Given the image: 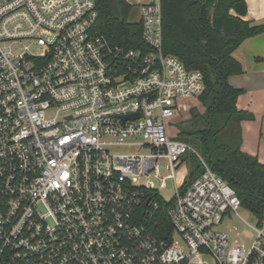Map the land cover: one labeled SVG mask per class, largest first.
Here are the masks:
<instances>
[{"label": "built area", "instance_id": "2783aa9c", "mask_svg": "<svg viewBox=\"0 0 264 264\" xmlns=\"http://www.w3.org/2000/svg\"><path fill=\"white\" fill-rule=\"evenodd\" d=\"M125 1L139 48L96 28L95 0H0V264H264V218L249 246L221 230L240 200L178 138L201 71L164 52L161 0ZM189 152L203 170L176 184L157 237L137 214L158 188L139 177L164 187Z\"/></svg>", "mask_w": 264, "mask_h": 264}, {"label": "trees", "instance_id": "16d2710c", "mask_svg": "<svg viewBox=\"0 0 264 264\" xmlns=\"http://www.w3.org/2000/svg\"><path fill=\"white\" fill-rule=\"evenodd\" d=\"M95 3L96 28L123 48L141 47L140 23L129 19L132 11L129 3L125 0H95ZM246 12L245 0H161L162 46L165 53L176 56L188 69L200 70L204 77V89L198 98L203 111L192 109L190 117L178 123V135L197 151L211 171L233 188L241 209L261 220L264 163L241 149L240 123L252 115L236 108V99L242 92L228 83L229 75L242 70L233 52L245 38L264 31V23L251 25L241 18ZM184 158L189 166L180 191L203 170L200 159L193 153H186ZM148 197L157 201V207L150 210L142 204L137 217L151 233L164 237L171 230L166 216L170 201L154 191L148 192Z\"/></svg>", "mask_w": 264, "mask_h": 264}, {"label": "crops", "instance_id": "0c3cea01", "mask_svg": "<svg viewBox=\"0 0 264 264\" xmlns=\"http://www.w3.org/2000/svg\"><path fill=\"white\" fill-rule=\"evenodd\" d=\"M245 2L247 12L241 18L251 25L264 23V0ZM233 57L242 68L239 74L228 78V83L242 92L236 99V108L252 115L240 123L241 149L264 163V31L245 38L233 52Z\"/></svg>", "mask_w": 264, "mask_h": 264}, {"label": "rangeland", "instance_id": "374dc122", "mask_svg": "<svg viewBox=\"0 0 264 264\" xmlns=\"http://www.w3.org/2000/svg\"><path fill=\"white\" fill-rule=\"evenodd\" d=\"M130 14L131 15L129 19L131 21H136L138 19V11L135 7L132 8ZM185 101L194 104L191 105L186 110L181 111L180 115L175 117L174 120L176 122L175 123L176 128L179 122L183 120H187L190 117L192 109L199 110L201 112L203 111V106L201 105L199 100L196 101L195 99H187ZM172 132L173 134H176L177 130L174 129ZM178 138L182 140L183 136L178 135ZM110 151L113 154H133V152L147 153V150L145 148H141L138 145H123V144L122 145L117 144L116 146H111ZM184 159L185 160L183 161V163H181L176 169L175 172L176 178L175 179L167 178L164 181V187H160L162 180L160 179L158 180L151 176L150 179L147 176H140L139 179L141 182L149 181L150 183H152L155 187L158 188V193L163 197V199L167 201L174 195L176 184L181 185L183 183V180L186 178L189 161L186 158ZM160 166H161L160 173L161 175H164L162 172L164 171V167L162 164ZM249 224L252 225L256 224L255 217L247 213V211L240 208L237 210V214L233 212L228 216H224L220 222L219 228L227 232L229 234V237L234 235V233L236 232L237 237L243 239L245 245L249 246V244L253 240L252 238L255 235V231L253 230V228H251V226H249Z\"/></svg>", "mask_w": 264, "mask_h": 264}, {"label": "water", "instance_id": "95a60500", "mask_svg": "<svg viewBox=\"0 0 264 264\" xmlns=\"http://www.w3.org/2000/svg\"><path fill=\"white\" fill-rule=\"evenodd\" d=\"M148 201H149V200L146 201V204H147Z\"/></svg>", "mask_w": 264, "mask_h": 264}]
</instances>
